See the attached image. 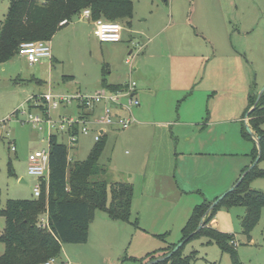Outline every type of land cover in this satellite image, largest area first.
<instances>
[{"label": "rangeland", "instance_id": "374dc122", "mask_svg": "<svg viewBox=\"0 0 264 264\" xmlns=\"http://www.w3.org/2000/svg\"><path fill=\"white\" fill-rule=\"evenodd\" d=\"M9 1L0 0V20ZM133 1L137 32L125 28L119 42L100 41L92 23L76 17L51 39L53 63L30 64L19 54L0 63L2 207L10 198L35 197L38 179L29 174L27 157L47 149L50 134L46 122L30 120V114H41L35 98L48 91L94 94L101 89L104 69L109 82H137L141 74L152 73L151 84L138 94L144 115L134 112L138 122L127 131H109L99 161L106 170L99 177L133 182L132 221L137 217L139 226L110 220L121 226L113 237L114 228L97 225L105 212H95L88 242L63 245L61 258L71 264H146L148 253L157 256L181 242L196 205L205 199L213 203L253 163L254 141L244 134V116L250 93L264 87V0ZM150 36L149 48L126 62L130 49L136 53ZM133 66L140 68L131 76ZM79 113L75 100L51 111L54 119ZM90 129L69 146L70 166L86 159L96 142L95 125ZM59 136L67 143V136ZM258 167L264 169V159ZM251 187L264 191V177ZM246 210L219 205L216 226L235 235L243 264H264V208L251 239L241 224ZM4 226L0 216V231ZM4 248L0 241V255ZM183 253L194 254L191 264H232L230 254L204 235L186 242Z\"/></svg>", "mask_w": 264, "mask_h": 264}, {"label": "trees", "instance_id": "16d2710c", "mask_svg": "<svg viewBox=\"0 0 264 264\" xmlns=\"http://www.w3.org/2000/svg\"><path fill=\"white\" fill-rule=\"evenodd\" d=\"M85 9H90L92 20H122L125 27L132 26L133 0H10L7 13L0 20V63L18 54L25 42L51 41L60 28ZM103 73L101 85L104 88L116 91L123 87L122 83H109L105 78V69ZM257 96L250 93L246 113L249 111V125L260 137L261 161L264 159V92L256 103ZM83 113L89 115V112ZM244 134L253 139L247 128ZM59 135L49 134V180L48 184L42 181V193L38 198H10L2 207L0 188V216L5 218V226L0 233V241L5 247L0 255V264H40L51 257L61 256L64 244L88 242L90 224L96 211L105 212L112 220L139 226L137 218L132 221L133 183L125 180L110 182L99 177L106 173L99 161L108 136L103 134L86 159L75 161L70 166L69 147ZM259 149L254 141L253 160L258 156ZM260 177H264V169H260L258 164L251 169L246 167L236 187L211 210L212 203L206 199L196 205L182 229L181 247L169 258L151 264H191L195 256L185 255L183 247L186 242L203 235L210 242H216L222 252L229 253L232 264H243L233 243L235 235L212 226L211 221L219 205L245 206L247 210L241 224L243 232L251 239V231L259 222L264 208V191L251 187V182ZM44 216L47 222L42 226ZM164 236L156 234L159 238ZM175 246L164 249L157 256L155 252L148 253L146 263L169 253Z\"/></svg>", "mask_w": 264, "mask_h": 264}, {"label": "built area", "instance_id": "2783aa9c", "mask_svg": "<svg viewBox=\"0 0 264 264\" xmlns=\"http://www.w3.org/2000/svg\"><path fill=\"white\" fill-rule=\"evenodd\" d=\"M81 17L91 19L90 9H85ZM92 22L93 33L100 41H121L124 28L119 22L103 18L92 20ZM18 54L25 56L30 64H36L43 60L52 61L51 41L25 42L21 44ZM123 84V87L116 91L104 88L94 94L82 92L55 94L50 91L42 93L38 98H35V105L43 106V109H40L41 114H30V120L35 123L44 121L50 129V133L67 136L68 147L76 143L81 135L89 134L92 130L90 124H94V138L97 141L104 134L106 126L123 129L136 122L134 109L140 105L136 94L137 82L133 80ZM74 100L76 108L81 112H89V115H84V113L82 115L79 113L78 116L59 114L56 119L52 117V110L67 106ZM13 149L15 148L13 147ZM27 161L29 174L38 179L34 187V196L38 198L42 193V181L44 180L48 184L49 180V146L47 149H39L30 153ZM46 222L47 219L44 216L41 219L42 226H45ZM40 264H71V262L68 259H62L61 256H54Z\"/></svg>", "mask_w": 264, "mask_h": 264}, {"label": "crops", "instance_id": "0c3cea01", "mask_svg": "<svg viewBox=\"0 0 264 264\" xmlns=\"http://www.w3.org/2000/svg\"><path fill=\"white\" fill-rule=\"evenodd\" d=\"M165 2H167V0H165ZM133 3H134V1H133ZM169 12H170V10H169ZM171 12H172V9H171ZM172 16V18H173V15H171ZM77 18H79V19H87L88 21H90V23H92V25H93V22H92V20L91 19H88V18H83V17H77ZM135 4H134V16H133V19H132V26L129 28V27H124V29H123V31L125 30V28H129L130 29V31H132V32H137V31H135L136 30V25H135ZM143 20H148V18H144ZM170 21H172V20H170ZM148 28V27H147ZM161 29H163V28H161ZM161 29L160 30H156L157 32H156V34L159 32V31H161ZM123 31H122V33H123ZM145 31H147V32H149V29H146ZM145 33V35L146 36H148L150 33ZM143 33V32H142ZM140 35H142L141 33H139ZM151 34H153V33H151ZM153 37L154 36H150V37H148V39H147V41H146V43L145 44H143V45H140V47H139V50L135 53L134 52V49L132 48V49H130V51L128 52V54H129V57L126 59V62H129V63H131V62H133L134 60H136V59H138V55H139V51H141V50H143L144 48L147 50L148 48H149V43L152 41V39H153ZM122 40V39H121ZM144 51V50H143ZM52 63H53V59H52ZM139 66H133L132 68H131V72H130V75L132 76V75H134V74H136V73H138L139 72ZM152 73L151 72H149V73H147V74H141L140 76H139V78H138V81H137V88H136V94H137V96H138V94H140V92L141 91H144V89L147 87V86H149L150 84H151V82H149V81H151V75ZM144 78H146V79H148V82H141V79H144ZM150 79V80H149ZM109 82V81H108ZM125 82H127V81H117V82H109V83H125ZM100 87H101V89H104V87L101 85V82H100ZM100 89V90H101ZM98 91V90H97ZM96 91V92H97ZM61 93H64V92H61ZM144 108L141 106V103H140V105L139 106H137L134 110V112H136V115H138V116H143L144 115V110H143ZM244 120H245V123H246V115L244 116ZM138 121H136V122H134V123H137ZM133 123V124H134ZM139 123H141V121L139 122ZM248 123H249V117H248ZM131 126V125H130ZM129 126V127H130ZM129 127H127V128H123V129H118V128H115V127H109V129L108 128H105L104 129V134H106L107 136H108V133H109V131L111 130V131H119L120 130V132L121 131H127V129H129ZM115 129V130H114ZM203 129V128H202ZM253 139H254V137H252ZM80 139V138H79ZM79 139H78V141L77 142H79ZM95 139V138H94ZM254 141H255V139H254ZM256 142V141H255ZM257 144V143H256ZM252 161H254L253 159H252ZM246 167H248V166H246ZM245 167V168H246ZM244 168V169H245ZM243 169V170H244ZM242 170V171H243ZM242 171H241V174H242ZM240 177H241V175H240ZM115 181H124V180H119V179H117V180H115ZM129 181L130 182H132L131 181V179H129ZM133 183V182H132ZM165 185V184H164ZM164 185H163V190L165 189L164 188ZM135 195V194H134ZM135 199V198H134ZM134 199H133V209H135L136 207H135V202H134ZM97 212V211H96ZM97 213H95V216H94V218H93V220H92V222H91V224H90V228H89V238L91 237V229H92V227H93V225H94V223H96V221H97V215H96ZM106 214V213H105ZM137 218V217H136ZM115 221V220H112V219H110L109 217H108V215L106 214V216H101V218L99 219V221H98V226L99 225H101V226H103V227H112V228H114V231L112 232V236L113 237H116L117 236V232H115L116 230H119V228L121 227V226H118V224H115L114 222H109V221ZM139 221V220H138ZM113 223V224H112ZM211 225L212 226H214V227H217L216 226V221H215V219H213L212 221H211ZM0 233H1V231H0Z\"/></svg>", "mask_w": 264, "mask_h": 264}, {"label": "water", "instance_id": "95a60500", "mask_svg": "<svg viewBox=\"0 0 264 264\" xmlns=\"http://www.w3.org/2000/svg\"><path fill=\"white\" fill-rule=\"evenodd\" d=\"M264 92V87L261 89V91L258 93V96H257V100H256V103L259 101L261 95L263 94ZM248 115H249V111L246 113V128H247V131L251 134L252 137H254L256 143L258 144V149H259V139L260 137L257 136L254 131L252 130L251 126L249 125L248 123ZM260 160V149H259V153H258V156L255 158V160L253 161L252 165L249 167V169H251L252 167H254L256 164H258ZM241 177L238 179V181L234 184V186H232V188H230L228 191H226L224 194H222L221 196H219L218 198H216V200L211 204V207L209 210H211L223 197H225V195L231 191L232 189H234L236 187V185L239 183ZM202 226V222L199 226V228ZM183 244V242H180L179 244H177L169 253L165 254V255H162V256H159L157 257L156 259L146 263V264H151V263H157V262H160V261H163L167 258H169L175 251H177L181 245Z\"/></svg>", "mask_w": 264, "mask_h": 264}]
</instances>
